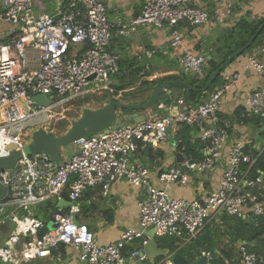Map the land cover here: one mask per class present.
<instances>
[{
  "label": "built area",
  "instance_id": "1",
  "mask_svg": "<svg viewBox=\"0 0 264 264\" xmlns=\"http://www.w3.org/2000/svg\"><path fill=\"white\" fill-rule=\"evenodd\" d=\"M56 1V13L49 14L36 12L39 0H0V156L24 150L30 142L24 131L40 125L46 128L48 120L58 119L56 112L63 104L111 83L110 75L121 69L120 55L110 50L115 33L130 37L141 27L167 28L184 73L203 79L211 65L210 55L185 46V35L177 28L180 24H208L209 12L194 0H142L140 13L118 24L110 21L101 0ZM235 1L224 0L226 16L232 13ZM153 53L152 49L146 51L149 57ZM247 58L245 69L260 74L261 84L244 98L245 111L264 125V43L254 47ZM242 78L240 71L227 74L199 104L179 97L174 108L159 104L160 109L169 107L165 114L80 138L74 143L75 153L60 163L44 152H23L14 168L0 171V181L8 190L0 200V215L13 224L5 242L0 243V263L37 264L38 259L49 258L65 245L79 252L82 264H143L148 258L138 255L148 241V227H155L157 236H175L188 243L209 224L221 225L224 214L264 215V169L252 176L254 167L264 162V145L250 153L245 142L231 144L220 185L211 192L193 199L176 198L169 192L175 185L189 184L192 172L213 171L222 158L230 133L219 125V113L223 97ZM37 93L54 101L35 107L33 96ZM60 117L65 118V114ZM183 123L197 127L206 141V156L161 170L157 176L162 185H157L149 166L134 156L149 144L158 145ZM119 179L143 189L141 226L126 230L117 242L102 245L93 231L76 224L74 215L81 213V199L88 189L101 186L108 195ZM65 193L72 202L67 211L59 209L48 221L37 216L38 204L51 198L64 199ZM135 241L139 246L127 254V247ZM237 246L243 264H259L246 241ZM179 249L156 264H174L173 256ZM214 255L213 250L201 249L198 258L203 264H212Z\"/></svg>",
  "mask_w": 264,
  "mask_h": 264
},
{
  "label": "crops",
  "instance_id": "2",
  "mask_svg": "<svg viewBox=\"0 0 264 264\" xmlns=\"http://www.w3.org/2000/svg\"><path fill=\"white\" fill-rule=\"evenodd\" d=\"M101 1L107 7L108 18L115 24L130 21L140 13L142 8V0ZM194 2L209 12L210 20L208 24L201 27L180 24L177 28L183 31L185 35V46L196 47L201 51H204L206 45L210 46V43L216 40L214 39L209 43L205 39L209 38L210 30L213 27L230 29L235 27L244 18H248L250 21L264 18V0H236L232 13L228 16L225 15L224 0H194ZM56 11V0H39V5L36 7L37 13L55 14ZM170 40L171 32L169 29L147 26L141 27L137 33L130 37L115 33L112 37L110 48L113 52L118 53L120 59L126 61V63L143 66L141 74L143 75L148 71L147 80L153 81L172 75L177 77L172 80L180 79L191 85L189 79H187L191 76L180 69L175 51L170 45ZM262 43H264L263 38L259 45ZM199 44L202 45L203 49L197 47ZM151 49L154 50V53L149 57L146 55V51ZM248 55L249 52L239 56L226 68L222 75L223 81L224 76L227 74L238 71L243 73V78L234 83L223 97V109L219 113V122L230 133L222 158L213 171L206 174L192 173L189 184L185 186L175 185L170 188L169 192L172 196L193 199L217 189L223 177L227 161V151L231 144L239 141L245 142L246 149L250 153L258 152L263 147L264 130L255 131L256 127L263 124L258 117L245 111L243 103L244 98L261 84L260 74L253 70L247 71L245 69ZM147 63L150 65L149 68L146 67ZM152 89L146 95H150ZM188 90L179 87L174 88L172 93H166L164 97L169 96L176 100L179 96H185ZM109 95L108 99H112L115 96L112 93H109ZM175 103L174 101L171 104L173 108L175 107ZM159 104L143 113L134 111L133 118L129 123L140 122L149 118V116L162 115L169 112L168 106L160 109ZM179 126L171 130L166 139L151 150L144 151V148H141L134 156L135 160L149 166L151 178L157 185H162L157 176L161 170L180 166L184 160L189 158L195 159L193 155H188L184 150L178 148L176 130ZM192 141H200V135L196 129L193 130ZM201 144L199 145L202 152L201 155L196 157V160H201L206 156V151L204 150L206 144L204 146ZM75 151V144L65 147L62 153V160L68 159ZM84 195L82 203L86 206V211L82 216L81 213L78 215L80 226L89 227L95 233L100 244L107 245L117 242L126 230L140 228L139 201L143 195L142 188L135 187L125 179H119L112 184L108 195L103 194L101 186L88 189ZM59 200L61 199L55 198V201L58 202ZM63 200L69 201L68 193L64 194ZM69 207L66 205L59 209L68 210ZM11 229H13V224L10 221H6L3 215H0V243L5 242ZM156 239L160 247L167 248L158 241L157 237ZM132 245L137 248L139 241L133 242ZM78 256L79 252L75 248L63 245L55 249L49 258L38 259L37 264H82Z\"/></svg>",
  "mask_w": 264,
  "mask_h": 264
},
{
  "label": "trees",
  "instance_id": "3",
  "mask_svg": "<svg viewBox=\"0 0 264 264\" xmlns=\"http://www.w3.org/2000/svg\"><path fill=\"white\" fill-rule=\"evenodd\" d=\"M263 23L264 18L256 19L255 21H250L248 18H244L235 27L228 28L225 33H221L217 39V42L221 41V45L216 49H211L209 46L208 49L204 50L205 53L211 56V65L207 68L205 77L203 79H196L190 75L191 77L187 79H189L191 85L195 88H202L209 80L212 73L216 71L232 53L246 45L249 39L256 33L259 26ZM263 35L264 30L249 48L248 52L261 43ZM213 42L217 43L216 41ZM201 46L202 45L199 44L197 47L201 48ZM120 66V71L109 77V80L111 81L110 92L118 99L127 102L144 101L149 96L146 95L147 92L154 86L156 87L167 79L172 80L177 78L176 76L168 75L165 78L163 77L150 81L146 78L149 74L148 71L143 75L141 74L143 66H137V64L134 63L129 64L122 59H120ZM225 70L226 68L222 70L221 74L207 92L202 93L188 90L186 95L182 97H184L187 102L194 104L203 102L208 98L214 88L222 83V75ZM110 92H107L106 94L104 93L102 96L101 100L103 104L110 100L108 99L110 97ZM128 94L132 95L128 96ZM87 100L89 101V99ZM174 101L176 102L177 99L175 100L168 96L163 97L160 102L171 105ZM219 125H221L220 122ZM194 129L198 131L197 127L191 124H180L179 128L176 130V140L179 149L184 150L188 155H193L196 159V157L201 155L202 152L199 144L202 143L201 145L204 146L206 141L200 137V141L193 142L192 133ZM258 169H264V162L262 160L254 167L252 176L258 174ZM84 197L85 195H83L81 199V216L86 211V206L82 203ZM57 203L58 202L55 201L54 198L41 202L36 209L37 216L45 221L50 220L52 214L59 211ZM63 211H67V209H63ZM221 220V225L218 223L209 224L196 236V238L188 243H184V239L175 236H157V238L163 246L170 250H177L180 247L178 252L183 254L190 261L198 260L201 249L213 250L215 255L212 264H243L237 245L240 241H246L249 244V249L257 254L259 264H264V215L251 214L247 217H243L224 214L222 215ZM87 229L91 230L89 227ZM225 238H227V240H225ZM132 244L127 247V254L136 248V246H133ZM162 258L164 257H158L154 262L145 260L143 264H156Z\"/></svg>",
  "mask_w": 264,
  "mask_h": 264
},
{
  "label": "water",
  "instance_id": "4",
  "mask_svg": "<svg viewBox=\"0 0 264 264\" xmlns=\"http://www.w3.org/2000/svg\"><path fill=\"white\" fill-rule=\"evenodd\" d=\"M263 30L264 23L259 26L256 33L249 39L246 45L232 53L226 61L212 73L211 77L202 88L192 87L180 79L165 80L152 89L150 95L144 101L127 102L114 96L98 108L85 106L82 108L81 115L77 119L71 121L70 128L63 134H57L52 130L39 127L33 132L31 140L28 145L25 146L24 150L14 149L9 155L0 156V171L3 169L14 168L18 160L23 156V152L28 155L44 152L50 155L54 161L60 163L62 161V153L65 147L73 145L80 138L90 137L109 127L118 128L128 125L133 118L134 111L143 113L150 110L156 104L160 103L166 93H172L174 88L179 87L202 93L207 92L223 69L227 68L239 56L248 53L249 48L254 44L255 40ZM53 101V97H50L47 94L37 93L33 96L35 107L49 106ZM170 132L171 130L169 133ZM152 148L153 145L149 144L144 148V151L151 150ZM7 192V187L0 181V200L6 197ZM66 205L71 206L72 202L61 199L57 203L58 208H63ZM74 219L76 224L80 225L77 214L74 215ZM53 226L54 225H51V227ZM145 234L148 236V241L142 246V248H140L138 257L146 256L150 261L154 262L158 257H164L170 252L169 248H162L159 246L156 239L157 235L155 227L146 228ZM173 263L203 264V259L190 261L183 254L177 252L173 256Z\"/></svg>",
  "mask_w": 264,
  "mask_h": 264
},
{
  "label": "rangeland",
  "instance_id": "5",
  "mask_svg": "<svg viewBox=\"0 0 264 264\" xmlns=\"http://www.w3.org/2000/svg\"><path fill=\"white\" fill-rule=\"evenodd\" d=\"M226 29L225 28H221V27H213L210 30V34H209V38H205L207 41H213L214 39H216L215 41L217 42V38L219 37V35L221 33H225ZM264 40V37H263ZM210 47L211 49H216L218 46L221 45V41L214 43L211 42L210 43ZM209 46L206 45L205 49H208ZM202 48V46H201ZM203 49V48H202ZM110 84H103L99 87H95L94 91L86 96L83 97H78L73 99L71 102L63 104L62 106L59 107V110L56 112V118L48 120L44 126H46L47 129L49 130H53L54 132H56L57 134H63L64 132H66L70 126H71V121L74 119H77L81 113H82V108L85 106H90L93 108H98L100 106L103 105V102L101 100L102 96L104 95V93L106 94L107 92H110ZM111 93V92H110ZM132 94H128V96H131ZM98 98V101H97ZM89 99V101L87 100ZM59 113V114H58ZM65 114V118H61V114ZM36 121H38V118H36ZM42 127L40 126H35L32 130L31 129H26L23 133L24 138L29 141V139L31 140L32 134L33 132L39 128ZM264 130V126L261 125L259 127H256L255 131H263ZM12 148H14V146H12ZM193 174H196L197 172H192ZM225 240H227V238H225Z\"/></svg>",
  "mask_w": 264,
  "mask_h": 264
}]
</instances>
